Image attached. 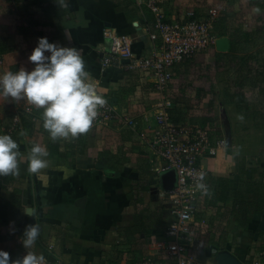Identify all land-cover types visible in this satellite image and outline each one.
Segmentation results:
<instances>
[{"label": "crops", "instance_id": "0c3cea01", "mask_svg": "<svg viewBox=\"0 0 264 264\" xmlns=\"http://www.w3.org/2000/svg\"><path fill=\"white\" fill-rule=\"evenodd\" d=\"M65 2L66 8L59 0H0V73L30 71L28 56L40 37L76 47L120 120L97 125L76 139L52 142L42 127V110L0 98V127L12 118L16 127L0 133L16 139L23 153L19 175L0 177V249L10 259L26 255L24 228L38 223L41 233L32 250L47 261L51 244L65 261L98 263L111 252H121V237L127 249L142 255L146 238L154 233L146 226L154 217L163 224L172 220L161 184L165 162L147 142L154 129L150 111L155 90L149 79L126 67L105 68L101 61L109 50L106 29L132 36L135 54L147 55L154 16L143 0ZM214 7L218 41L226 42V49L216 43L176 69L171 115L177 125L207 129L214 140L227 144L205 162L211 195L199 198L192 243L200 264H218L221 253L252 264L253 256L264 249V0L165 4L170 20ZM148 114L150 124L144 121ZM22 131L27 135H20ZM141 134H147L146 139ZM33 143L49 153V167L40 175L26 170ZM161 193L164 204L158 202ZM25 205L37 210L36 217L23 214Z\"/></svg>", "mask_w": 264, "mask_h": 264}, {"label": "built area", "instance_id": "2783aa9c", "mask_svg": "<svg viewBox=\"0 0 264 264\" xmlns=\"http://www.w3.org/2000/svg\"><path fill=\"white\" fill-rule=\"evenodd\" d=\"M166 1L143 0L154 16L153 31H148L150 47L147 55L135 54L132 36L106 29L103 36L109 42V50L101 62L105 68L126 67L153 83L155 101L150 113H153L154 129L151 139L147 134H141V137H147L148 144L165 162L163 172L174 170L176 173L175 186L167 192L169 206L165 207L170 211L172 220L165 223L159 234L151 233L146 238L147 252L142 257L121 246V252H111L100 264H200L192 246L195 215L202 197L195 184L198 174L205 172L204 182L209 186L210 176L205 162L217 157L227 144L224 139L214 140L207 129L174 123L170 86L177 68L196 56L208 53L216 45L219 39L217 10L210 8L202 14L191 10L180 19L170 20L165 9ZM124 60L128 63L124 64ZM1 63L0 57V66ZM90 80L96 83L91 76ZM99 94L105 98L103 93ZM114 119L120 120V117L107 100L93 127L106 125ZM121 121L127 122L125 119ZM144 121L150 124L149 114ZM123 239L121 237L118 243L124 244ZM49 250L52 258L48 264H77L63 260L56 246H50ZM252 259V264H264V249H259Z\"/></svg>", "mask_w": 264, "mask_h": 264}, {"label": "clouds", "instance_id": "9594fccd", "mask_svg": "<svg viewBox=\"0 0 264 264\" xmlns=\"http://www.w3.org/2000/svg\"><path fill=\"white\" fill-rule=\"evenodd\" d=\"M59 3L61 7H67L65 0H59ZM136 23L133 22L134 26ZM28 61L33 64L30 71L20 68L0 73V98L24 101L42 110V127L52 142L87 134L107 100L99 94L97 84L90 80L80 49L40 37ZM20 135H27V131ZM48 156L46 147L33 143L26 157L27 172L40 175L49 167ZM22 157L17 140L7 133H0V177L19 175ZM205 176V172L198 174L195 187L202 196H210ZM22 212L29 217L37 215V210L30 205H25ZM40 233L38 223L26 225L22 234L26 255L10 259V254L0 249V264H48L43 253L32 250Z\"/></svg>", "mask_w": 264, "mask_h": 264}, {"label": "water", "instance_id": "95a60500", "mask_svg": "<svg viewBox=\"0 0 264 264\" xmlns=\"http://www.w3.org/2000/svg\"><path fill=\"white\" fill-rule=\"evenodd\" d=\"M217 45L220 50L226 49V42L217 41ZM124 63H128V60H124ZM176 183V173L174 170L163 173L161 177V184L164 191H171ZM218 264H240L231 254L221 253L217 257Z\"/></svg>", "mask_w": 264, "mask_h": 264}, {"label": "rangeland", "instance_id": "374dc122", "mask_svg": "<svg viewBox=\"0 0 264 264\" xmlns=\"http://www.w3.org/2000/svg\"><path fill=\"white\" fill-rule=\"evenodd\" d=\"M215 8V7H214ZM2 53V52H1ZM0 57H1V55H0ZM2 58V57H1ZM28 109V108H27ZM14 118H12L11 120H10V122L9 121H7V122H9V123H6L5 122V124L6 125H4L3 126V128H1L0 127V131H3V130H6L8 127H11V128H16L15 127V125L13 124V122H14V120H13ZM3 129V130H2ZM12 129V130H13ZM159 197V199L160 200H158V202L160 201V204H164L165 203V201H164V199H165V197L163 198V194L161 193V196H158ZM164 201V202H163ZM167 201H169V197H168V200ZM167 203V202H166ZM155 210H156V208H155V206H154V204H153V206H151L150 207V213H152L151 215H153V212H155ZM152 217H154V216H151V218ZM155 219H154V222L152 223V225H148V226H146V228H151V230H153L154 231V233H159V232H161V229H162V227L165 225V223L163 224V221L159 218H156V217H154ZM150 220V219H149ZM149 220H147V221H149ZM150 223V222H149ZM146 230V229H145ZM145 232H147V230L145 231ZM152 233V232H151ZM136 244V243H135ZM140 244V243H139ZM119 245L120 246H122L123 247V249H126V247H125V245H126V243H124V244H120L119 243ZM50 246H54V245H47V250L50 252V250H49V247ZM51 253V252H50ZM52 254V253H51ZM59 254V253H58ZM136 255H140L141 257H142V255H141V253L140 252H138V253H135ZM60 255V254H59ZM101 257H103V256H101ZM51 260V259H50ZM50 260H48V261H50ZM102 262V258L101 259H99V262L98 263H92V264H100Z\"/></svg>", "mask_w": 264, "mask_h": 264}]
</instances>
